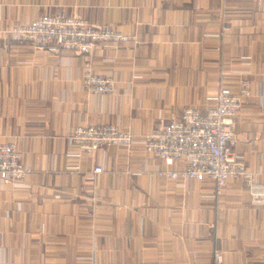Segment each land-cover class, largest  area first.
Returning a JSON list of instances; mask_svg holds the SVG:
<instances>
[{
  "label": "crops",
  "instance_id": "0c3cea01",
  "mask_svg": "<svg viewBox=\"0 0 264 264\" xmlns=\"http://www.w3.org/2000/svg\"><path fill=\"white\" fill-rule=\"evenodd\" d=\"M59 11L129 39L85 59L6 38ZM87 62L112 76L114 94L83 90ZM241 78L251 96L237 113L234 151L264 180V0H0V141L31 167L21 183L0 181V264H215L214 251L221 264H264V206L250 203L241 180L165 179L158 171L176 165L141 145ZM108 123L132 134L131 152L69 146L74 127Z\"/></svg>",
  "mask_w": 264,
  "mask_h": 264
},
{
  "label": "built area",
  "instance_id": "2783aa9c",
  "mask_svg": "<svg viewBox=\"0 0 264 264\" xmlns=\"http://www.w3.org/2000/svg\"><path fill=\"white\" fill-rule=\"evenodd\" d=\"M225 23L219 36L229 38ZM10 41L30 45L35 50L52 54L69 52L87 59L92 51L105 43H123L129 36L107 25H90L79 15L59 11L42 14L30 23L16 25L6 31ZM83 90L92 95L115 93L112 76L95 71L87 62L82 75ZM251 96L250 81L241 78L234 87L222 85L202 112L194 106L186 107L179 118L149 130L141 141L143 152L161 159L166 166L158 175L175 181L210 180L222 187L231 180H241L249 193V201L264 206V180L248 169L234 151L236 117L242 104ZM69 146L77 155L92 156L107 146L132 151L134 138L129 131L115 124H86L74 127L67 135ZM101 165H93L94 174L102 172ZM31 167L22 161V152L14 142L0 141V181L21 183ZM214 263L221 264V254L214 251Z\"/></svg>",
  "mask_w": 264,
  "mask_h": 264
}]
</instances>
